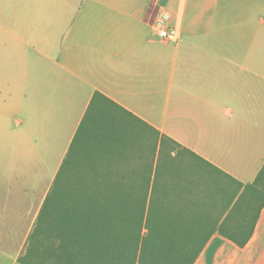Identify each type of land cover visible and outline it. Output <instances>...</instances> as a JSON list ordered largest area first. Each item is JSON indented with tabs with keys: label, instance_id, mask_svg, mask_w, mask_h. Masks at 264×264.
<instances>
[{
	"label": "crops",
	"instance_id": "0c3cea01",
	"mask_svg": "<svg viewBox=\"0 0 264 264\" xmlns=\"http://www.w3.org/2000/svg\"><path fill=\"white\" fill-rule=\"evenodd\" d=\"M163 13L177 43L157 35ZM16 82L31 142L22 165L40 169L0 178V264H19L80 130L77 146L99 130L124 144L138 128L229 185L213 227L226 237L213 234L194 264H264V0H0V86ZM95 94L108 101L92 105ZM249 228L243 248L227 238Z\"/></svg>",
	"mask_w": 264,
	"mask_h": 264
},
{
	"label": "trees",
	"instance_id": "16d2710c",
	"mask_svg": "<svg viewBox=\"0 0 264 264\" xmlns=\"http://www.w3.org/2000/svg\"><path fill=\"white\" fill-rule=\"evenodd\" d=\"M101 100L108 101L95 94L91 104ZM99 131L78 146L81 130L76 135L19 264H194L213 234L226 235L213 228L214 211L229 195L224 173L186 158L165 137L151 146L144 136L123 144L124 136ZM133 155L137 174H120L116 164ZM202 177L218 185L217 206L197 195ZM233 232L227 238L243 248L252 228Z\"/></svg>",
	"mask_w": 264,
	"mask_h": 264
},
{
	"label": "rangeland",
	"instance_id": "374dc122",
	"mask_svg": "<svg viewBox=\"0 0 264 264\" xmlns=\"http://www.w3.org/2000/svg\"><path fill=\"white\" fill-rule=\"evenodd\" d=\"M22 88V86H18L17 82L11 86H0V108H2L0 109V178H11L14 175L24 174L26 173L25 169L29 171L28 175L38 176L40 169V166L29 165L30 167H27L28 165H22L23 154H27L26 151H28V147L30 149L29 144H31L29 142L28 119L24 116ZM140 136H144L143 141L150 146L158 143V138L143 128H138L135 135L134 130L126 133L125 141H131L134 138L133 142L137 145V143L140 144V141L135 142V139ZM137 159H139L138 156L133 155L128 159V162L138 164ZM27 160L29 162V159ZM162 160L161 158L159 162L162 163ZM50 177V175H47L45 185L48 184ZM200 183L202 190L197 195L205 197L208 202L211 199L213 204L217 206L218 202L215 195L219 193L218 185L212 183L207 177H202ZM219 184L224 186V181H219Z\"/></svg>",
	"mask_w": 264,
	"mask_h": 264
},
{
	"label": "built area",
	"instance_id": "2783aa9c",
	"mask_svg": "<svg viewBox=\"0 0 264 264\" xmlns=\"http://www.w3.org/2000/svg\"><path fill=\"white\" fill-rule=\"evenodd\" d=\"M168 18L169 15L167 13L161 14L154 22L155 30L162 41L177 43L179 39L178 30L167 26Z\"/></svg>",
	"mask_w": 264,
	"mask_h": 264
}]
</instances>
